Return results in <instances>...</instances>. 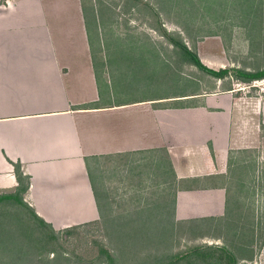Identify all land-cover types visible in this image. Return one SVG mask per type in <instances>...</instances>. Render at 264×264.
Instances as JSON below:
<instances>
[{"label": "crops", "instance_id": "0c3cea01", "mask_svg": "<svg viewBox=\"0 0 264 264\" xmlns=\"http://www.w3.org/2000/svg\"><path fill=\"white\" fill-rule=\"evenodd\" d=\"M85 14L81 0H0V194L17 193L55 231L101 221L91 163L161 149L173 219L225 218L229 161L264 151V98L216 87L112 100ZM194 50L224 68L216 42Z\"/></svg>", "mask_w": 264, "mask_h": 264}, {"label": "rangeland", "instance_id": "374dc122", "mask_svg": "<svg viewBox=\"0 0 264 264\" xmlns=\"http://www.w3.org/2000/svg\"><path fill=\"white\" fill-rule=\"evenodd\" d=\"M81 2L95 64L112 100L233 89L246 82L232 72L215 78L199 70L162 29L194 52L195 40L216 42L229 70L264 68V0ZM89 176L102 204L101 221L55 231L25 206L0 200V264H225L219 248L235 264H264V151L229 161L227 215L212 222L173 219L171 169L161 149L95 160Z\"/></svg>", "mask_w": 264, "mask_h": 264}, {"label": "trees", "instance_id": "16d2710c", "mask_svg": "<svg viewBox=\"0 0 264 264\" xmlns=\"http://www.w3.org/2000/svg\"><path fill=\"white\" fill-rule=\"evenodd\" d=\"M163 33H165L168 37V39L170 40V42L176 44L179 48V50L181 51L182 55H183V58L188 61L189 63H191L192 65H194L196 68H198L199 70H202L204 72H206L208 75H211L215 78H221L223 76H225L227 73L229 72H232L233 75L236 77V78H239L241 79L242 81H249V80H252V79H258V78H262L264 77V68L262 69H259V70H255L253 72H247V71H242V70H239V69H232V70H229L227 68H221V69H218V70H213V69H210L208 67H206L205 65H203L198 57L196 56L195 52L188 49L187 46L185 45V43H183L181 40L179 39H175L173 38L172 36L168 35L167 32H165L163 29H162ZM15 172H17V170H15ZM24 187L21 186V188L19 190H23ZM2 199H10V200H13L15 203L17 204H21L23 206H25L28 211H29V214L32 218H34L35 220L38 221L39 224L49 228L50 226L48 224H46L45 222H43V220H41L40 218H38L31 209H29L27 207V205L22 202L21 198L18 196L17 193H8V194H0V200ZM97 209H98V205H97ZM220 250V254H218V258L221 259V258H226V263L225 264H235V258L233 257V255L226 251L225 249H222V248H219ZM193 254L197 253L199 254V252L197 251L196 252V249H193ZM206 256V255H205ZM220 262V261H218ZM217 262V263H218ZM221 264V262H220Z\"/></svg>", "mask_w": 264, "mask_h": 264}, {"label": "built area", "instance_id": "2783aa9c", "mask_svg": "<svg viewBox=\"0 0 264 264\" xmlns=\"http://www.w3.org/2000/svg\"><path fill=\"white\" fill-rule=\"evenodd\" d=\"M231 90L241 91L242 94L251 93V95L264 98V77L243 82L241 86L237 84L236 88Z\"/></svg>", "mask_w": 264, "mask_h": 264}]
</instances>
